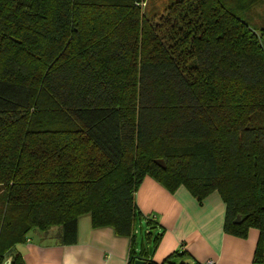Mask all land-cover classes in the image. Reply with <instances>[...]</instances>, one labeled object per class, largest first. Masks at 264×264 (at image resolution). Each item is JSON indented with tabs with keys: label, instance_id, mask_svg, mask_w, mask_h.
Here are the masks:
<instances>
[{
	"label": "trees",
	"instance_id": "16d2710c",
	"mask_svg": "<svg viewBox=\"0 0 264 264\" xmlns=\"http://www.w3.org/2000/svg\"><path fill=\"white\" fill-rule=\"evenodd\" d=\"M142 2L0 0V264H24L16 245L34 230L74 244L83 215L130 238L128 264H158L157 221L134 200L146 175L198 201L217 192L225 231L258 229L262 261L264 31L251 13L264 0Z\"/></svg>",
	"mask_w": 264,
	"mask_h": 264
},
{
	"label": "crops",
	"instance_id": "0c3cea01",
	"mask_svg": "<svg viewBox=\"0 0 264 264\" xmlns=\"http://www.w3.org/2000/svg\"><path fill=\"white\" fill-rule=\"evenodd\" d=\"M134 200L143 215H153L157 221L152 232L161 236L151 259L158 264L182 247L185 255L174 257L172 262L264 264V254L262 261H254L258 229L249 228L245 237L225 231L226 206L217 192L198 201L184 186L170 192L146 175ZM140 226L137 224L135 229ZM59 232L57 227L48 233L34 230L25 242L16 245L24 264H128L130 238L118 236L108 226L92 228L89 215L79 217L74 244H59Z\"/></svg>",
	"mask_w": 264,
	"mask_h": 264
},
{
	"label": "rangeland",
	"instance_id": "374dc122",
	"mask_svg": "<svg viewBox=\"0 0 264 264\" xmlns=\"http://www.w3.org/2000/svg\"><path fill=\"white\" fill-rule=\"evenodd\" d=\"M171 1L174 0H144V2H142V8L145 10L148 9V10H156L162 12L164 7L167 4H169ZM251 14L254 16L257 25L260 26L259 28L263 29L262 31H264V2L256 4L252 9ZM144 227L145 224L143 223L142 228L144 229ZM32 233H30L29 236H31ZM142 235H144V231H142Z\"/></svg>",
	"mask_w": 264,
	"mask_h": 264
},
{
	"label": "water",
	"instance_id": "95a60500",
	"mask_svg": "<svg viewBox=\"0 0 264 264\" xmlns=\"http://www.w3.org/2000/svg\"><path fill=\"white\" fill-rule=\"evenodd\" d=\"M159 166H161L162 168L163 167H165V164H164V162L162 161V160H156L155 161ZM240 216L239 215H237V217H236V219H235V222L236 223H239L240 222ZM9 262H10V258H8L7 260H6V263L5 264H9ZM145 262H144V260H141V259H136L135 260V262H134V264H144Z\"/></svg>",
	"mask_w": 264,
	"mask_h": 264
},
{
	"label": "built area",
	"instance_id": "2783aa9c",
	"mask_svg": "<svg viewBox=\"0 0 264 264\" xmlns=\"http://www.w3.org/2000/svg\"><path fill=\"white\" fill-rule=\"evenodd\" d=\"M149 217H151L152 219H155V216H153V215H149ZM205 264H215V263H214L213 260H207V261L205 262Z\"/></svg>",
	"mask_w": 264,
	"mask_h": 264
}]
</instances>
